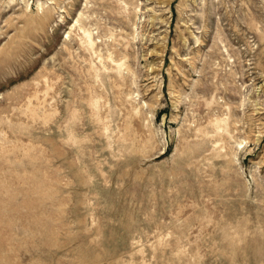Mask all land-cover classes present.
I'll return each instance as SVG.
<instances>
[{
	"label": "rangeland",
	"instance_id": "1",
	"mask_svg": "<svg viewBox=\"0 0 264 264\" xmlns=\"http://www.w3.org/2000/svg\"><path fill=\"white\" fill-rule=\"evenodd\" d=\"M0 264H264V0H0Z\"/></svg>",
	"mask_w": 264,
	"mask_h": 264
}]
</instances>
